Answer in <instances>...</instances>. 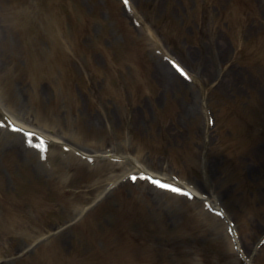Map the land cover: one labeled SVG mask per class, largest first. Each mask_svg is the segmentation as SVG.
Instances as JSON below:
<instances>
[{"label":"rangeland","instance_id":"rangeland-1","mask_svg":"<svg viewBox=\"0 0 264 264\" xmlns=\"http://www.w3.org/2000/svg\"><path fill=\"white\" fill-rule=\"evenodd\" d=\"M159 1L128 0V8L121 0H70V45L63 48L52 45L50 34L62 12L44 11V0H0V47L15 45L21 53L12 65L2 64L22 71L16 94L4 82L9 76L0 80L2 105L30 116L37 130L77 153H113L119 158H102L96 166L77 162L76 172H64L66 182L77 175L80 182L89 181L83 183L86 189H96L65 193L61 199L34 184L39 182L31 184L17 162H34L48 177L55 173L54 165L68 168L70 154L64 146L50 148L45 159L40 156L44 151L17 148L19 154L11 159L8 147L0 143V264H24L26 257L25 264H32L28 256L38 245L58 256V247L65 254L76 247L75 242L80 244L74 227H65L74 200L86 206L101 196L116 203L109 190L112 178L132 170L133 162L159 176L182 180L204 199L173 197L144 187L152 204L161 207L148 214L150 206L145 210L141 200L132 197L138 184L147 182L125 177L117 193L123 205L130 200L133 207H123L117 229L105 230L110 239L103 248L106 252L114 248L116 253L113 250L110 260L100 262L245 264L228 237L227 222L204 209L208 199L227 215L237 245L251 264H264V245L257 247L264 234V0ZM91 39L106 47L117 44L119 48L111 51L113 63L121 54V44L133 54L137 76L125 101L113 92H107L105 100L98 94L95 102L83 95L72 60L79 43ZM63 55H70V67ZM168 58L181 63L192 80L170 72ZM107 59L108 53H98L97 72L107 71ZM121 74L124 71L119 70L107 85L117 86ZM68 93L70 99H77L79 112L71 110ZM37 97L47 109L41 108ZM53 97L61 103L59 115L50 108ZM103 101L105 108H99ZM81 111L95 122L87 133L68 124L70 114ZM205 112L215 116V126L206 125ZM96 178L101 186L93 185ZM118 208L114 204L105 212L110 217ZM14 213L30 220L47 214L36 245L7 232L13 229L8 217Z\"/></svg>","mask_w":264,"mask_h":264},{"label":"bare ground","instance_id":"bare-ground-1","mask_svg":"<svg viewBox=\"0 0 264 264\" xmlns=\"http://www.w3.org/2000/svg\"><path fill=\"white\" fill-rule=\"evenodd\" d=\"M157 3L158 2L156 1L155 3L156 6H157ZM46 9L52 10V11H62V16L60 18V22L58 23L59 25H57L56 28L53 29L52 36L60 37L64 45L65 44L68 45L70 43V0H48ZM36 38H37V41L39 42L40 40L39 33L36 34ZM6 42L9 44V41L7 39H6ZM11 44L12 43H10V45ZM36 47L35 49L38 51L39 47L38 48ZM117 48H119L117 44L111 43L108 47H106L102 42L95 41L94 39L84 40L82 41L80 46L77 47V49L79 50L75 52V58L72 62V65L75 69L73 70V75L75 78H77L79 85L84 89L85 92H83V95L85 96V98L87 97L90 102L91 101L95 102L98 99V94H100L101 99L105 100L107 92H110V93L113 92L116 98L119 100L120 99H123L124 101L126 100V91L135 82L134 72H132V70L131 72H127L125 70L128 65L130 69L133 67L130 55L126 56L127 59L121 58V55H119L115 59L114 64H112V68L110 71L99 70L97 72L98 53L103 52V51L111 52L112 50L117 49ZM20 57H21V53L19 50L16 49L15 45H11L9 49H4L0 47V78L9 76L8 82L11 85V91L14 90L15 94L17 92V89H19V87L17 86L16 79L18 78L17 76H19L20 73L22 74V71L20 69H18L17 71L12 66L11 67L4 66L2 62L5 61L6 64H9V61H10V65H12L13 62L18 60ZM62 58L66 66L70 67V56L63 55ZM109 58L113 60L112 52ZM114 69H118V70L122 69L124 70V74L123 75L121 74L122 77L119 79L117 86H113V85L109 86L107 85V82L109 80L113 81L116 78ZM21 84L24 85L22 82ZM67 98L70 99L69 93H68ZM37 100L41 108L47 109L46 104L41 101L40 97H38ZM52 102H53V107H50V106L49 107L53 108L52 111L56 115H59V113L62 111L61 103L59 104L57 101H55V97L52 98ZM76 103H77V99H76V102L74 98L70 99V108L72 111L79 112L80 111L79 106ZM105 105H106V102L103 101L99 105V108H105ZM127 110H130V109L128 108ZM128 116H130V114ZM53 117H54V120H57V118H59V116H53ZM130 117H132V119L134 120L135 112L132 113ZM14 118L19 121V122L17 121L19 124L22 125V121L19 120L20 118H16V117ZM68 124L70 126V129H78L82 131L83 133H87L89 131L88 126L94 127L95 122L91 120V117H89V115L81 111L80 113L70 114V120L68 121ZM48 139L50 140V142H52L51 138L48 137ZM99 142H100V139H99ZM99 142L97 141L96 145H98ZM11 149L12 148H9V150ZM15 156L16 154H15V151L13 150H11L8 154V157L11 159H14ZM15 161L17 162V159H15ZM17 163L22 166V168L24 169V171L27 173V175L30 177L31 180L42 182L45 186L48 185L49 187H52V189H54L57 185H60L59 178L43 177V172L40 169H38L35 165H33L32 163L30 162H20V163L17 162ZM139 170L142 171V169H139ZM193 192L195 196H197V198L201 197L197 191L194 190ZM151 211L155 212L156 208H151ZM117 212L119 213V210ZM96 225H97L96 223L92 224L93 226L92 232L95 230ZM18 226H19L18 230L20 232L28 231L32 227L34 230L38 231V229H36L37 223L33 224V223L25 222L24 225H18ZM78 234L90 235L92 233L78 232ZM95 236L96 234L93 232V235L90 237L89 240H92ZM88 244L90 243H87L86 245ZM83 247L80 248L79 250V253L81 254L83 253V250H84Z\"/></svg>","mask_w":264,"mask_h":264},{"label":"snow or ice","instance_id":"snow-or-ice-1","mask_svg":"<svg viewBox=\"0 0 264 264\" xmlns=\"http://www.w3.org/2000/svg\"><path fill=\"white\" fill-rule=\"evenodd\" d=\"M181 74L183 75V73H181ZM133 179H135V177H133ZM154 183H156V182H154ZM160 187L166 188V187H168V185L167 184H161ZM174 191H179V189H174Z\"/></svg>","mask_w":264,"mask_h":264}]
</instances>
